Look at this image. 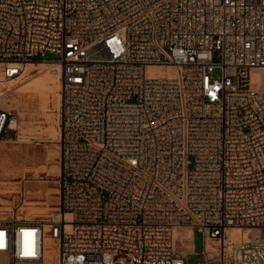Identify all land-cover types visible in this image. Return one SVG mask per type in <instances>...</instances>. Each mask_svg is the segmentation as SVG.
<instances>
[{"label": "built area", "instance_id": "obj_1", "mask_svg": "<svg viewBox=\"0 0 264 264\" xmlns=\"http://www.w3.org/2000/svg\"><path fill=\"white\" fill-rule=\"evenodd\" d=\"M47 53L60 203L0 218L6 264H264V0H0V84Z\"/></svg>", "mask_w": 264, "mask_h": 264}, {"label": "rangeland", "instance_id": "obj_2", "mask_svg": "<svg viewBox=\"0 0 264 264\" xmlns=\"http://www.w3.org/2000/svg\"><path fill=\"white\" fill-rule=\"evenodd\" d=\"M59 59L60 56L53 53L34 58L35 62L31 63L32 66L24 71L20 79L12 82L15 88L6 92L1 102L5 108L15 109L19 113V138L11 142H0V218H45L59 206V178L62 170L58 143L61 125L60 93L59 90L47 94L40 89H29L44 75L43 66H40L42 60ZM215 61H221L219 55L215 56ZM53 74L59 77L55 72ZM170 74H173L170 70L154 69L149 76L165 78ZM214 74L220 77L221 70H216ZM0 90L4 89L1 87ZM48 247L51 248L50 256L54 258L55 248L51 241ZM194 247L198 253L203 251L201 233H197ZM202 261V256L190 259L191 264Z\"/></svg>", "mask_w": 264, "mask_h": 264}, {"label": "bare ground", "instance_id": "obj_3", "mask_svg": "<svg viewBox=\"0 0 264 264\" xmlns=\"http://www.w3.org/2000/svg\"><path fill=\"white\" fill-rule=\"evenodd\" d=\"M29 66H32V64L28 63L25 66V68H24L25 72L28 70ZM40 66H43L42 67L43 68L42 74L44 73V75H42L39 79H37L35 81V83H33V85L31 87H29V89H32L34 91L40 89V90H42V92L47 93V94L50 93L52 90H55V91L59 90V93H60V88H61V83H60V78H59L60 77V68L58 67L57 63L42 61ZM54 72L57 75H59V77L54 75L53 74ZM12 82H14V81H12ZM12 82L0 84V88L2 87V89H4V90L6 89L5 91L3 90L4 94L6 92L12 91L15 88L14 85L12 84ZM3 100H4V98H3ZM59 103H60V94H59ZM251 234L255 235V233L251 232V231H242V230H237V229L231 231V235H232V238L234 240L249 239ZM185 235L187 237H190L191 233L186 232ZM48 241L49 240H47V245H48ZM188 245L193 246V244L190 242ZM6 262L7 261L5 260V258L2 257V255H0V264H6Z\"/></svg>", "mask_w": 264, "mask_h": 264}]
</instances>
